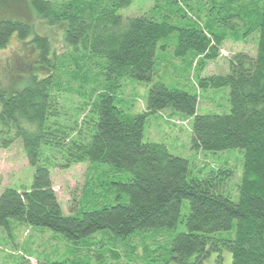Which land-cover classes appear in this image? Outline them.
<instances>
[{"label":"trees","instance_id":"16d2710c","mask_svg":"<svg viewBox=\"0 0 264 264\" xmlns=\"http://www.w3.org/2000/svg\"><path fill=\"white\" fill-rule=\"evenodd\" d=\"M168 1L173 6L178 0ZM182 1L191 9L190 0ZM31 3L46 23L64 24L65 51L32 23L0 20V50L14 34L22 41L32 36L33 45L26 85L0 90V148L21 143L34 169L30 189L0 193V227L17 221L48 228L73 247L62 260L33 263L22 256L17 264H107L105 240H94L101 236L114 255V246L140 241L139 264H202L212 252L225 250L231 264H264V0H208L204 24L181 8L120 14L132 0ZM256 34L255 55L235 53L226 74L197 81L201 90L228 87L229 112L199 114L198 93L163 82L150 88L145 111L119 105L124 80H152L159 47H173L184 63L196 61L197 72L220 58L226 41L256 40ZM162 107L193 119L195 151H243L234 195L228 189L234 169L223 164L200 170L165 143L145 140L148 116ZM83 163L90 172L74 210L66 214L52 171ZM180 224L184 231H178Z\"/></svg>","mask_w":264,"mask_h":264},{"label":"rangeland","instance_id":"374dc122","mask_svg":"<svg viewBox=\"0 0 264 264\" xmlns=\"http://www.w3.org/2000/svg\"><path fill=\"white\" fill-rule=\"evenodd\" d=\"M207 1L190 0V9V6H187L182 0H178L173 5L174 7L168 0H132L128 8L120 10V14L132 17L181 8L180 11L188 12L194 22L204 24L206 10L208 9ZM195 10L198 12L197 14L194 12ZM16 11L17 13L13 14ZM5 18L22 19L32 23L36 31L50 38L52 46L60 53L65 51L64 24L50 25L46 23L36 13L31 0H10L8 4L0 2V20ZM31 38L32 36L22 41L17 37V34H14L8 46L0 50V82L2 83L0 90H3V92L10 93L13 90H20L26 85L28 75L26 68L32 60V52L29 50L33 48L30 43ZM256 50L257 34L256 40L251 38L247 42L226 41L221 50L220 58L209 62L207 66L195 72L196 61L191 63V60H189L184 63L182 58L174 55L173 47H159L152 80L150 82L137 81L132 78L124 80V86L118 97L119 105L126 111H132L133 113L145 111L150 88L157 82H163L169 87H177L191 93H198L197 112L199 114L229 112L231 107L229 102L230 89L228 87L201 90L197 85V81L201 77H208L213 74H226L229 71L228 59L233 54L245 52L255 55ZM10 86L12 90H8ZM192 124L193 119L191 117H187L185 114L171 108L162 107L158 112L148 116L144 131L145 140L165 143L171 153L189 159L192 161V165L200 170L207 169V166L220 167L223 164L234 169L233 176L228 182V189L232 188L234 192L231 190V193L234 195L236 184L243 174V151L241 149L218 152L195 151L192 146ZM1 128L0 121V130ZM102 166L109 167V165L103 164ZM88 172H90V166L87 163L76 164L66 170L54 169L52 171L53 188L66 214L72 213V210H74V205L82 194ZM96 175L95 172L91 173V176L95 177ZM33 180L34 169L29 165L21 143L15 142L9 148H0V193L7 188L30 189ZM184 206H188L187 201H184ZM183 211H185V208ZM184 230L185 227L183 228L180 224L178 231ZM148 235L144 234L142 237H146L147 241L151 242L152 240L149 239L150 237L148 238ZM221 235L226 236L228 233L223 232ZM94 240H105V244H102L105 251L104 258H108L106 260L107 264H139L136 255L142 254L143 249L140 241L132 240L128 243V247L123 249L114 246L116 248L114 250H117L118 253V255H114L113 250L110 251V248L107 247V238L101 236L94 238ZM161 240V237L154 238L156 244L160 243ZM70 247H73L71 242L67 241L61 234H56L48 228L32 227L17 221L11 222L9 229L0 227V264H17L22 256L31 257L33 263H36L39 258L62 260L69 256ZM91 252L92 250L87 253L88 260L91 259ZM231 263L232 254L225 250L222 253L212 252L202 264ZM170 264L176 263L171 262Z\"/></svg>","mask_w":264,"mask_h":264}]
</instances>
